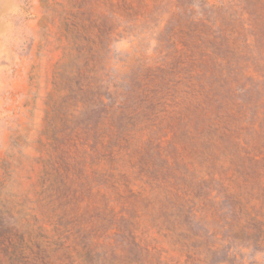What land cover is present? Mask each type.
<instances>
[{
	"label": "trees",
	"instance_id": "1",
	"mask_svg": "<svg viewBox=\"0 0 264 264\" xmlns=\"http://www.w3.org/2000/svg\"><path fill=\"white\" fill-rule=\"evenodd\" d=\"M60 6L44 1L43 29L60 22L73 60L53 82L34 182L15 190L2 164L0 264H180L159 238L183 264L242 259H212L224 235L195 228L208 217L263 250L264 0ZM122 40L131 51L109 66Z\"/></svg>",
	"mask_w": 264,
	"mask_h": 264
},
{
	"label": "rangeland",
	"instance_id": "2",
	"mask_svg": "<svg viewBox=\"0 0 264 264\" xmlns=\"http://www.w3.org/2000/svg\"><path fill=\"white\" fill-rule=\"evenodd\" d=\"M45 0H0V173L4 161L9 162L15 190L24 191L36 179L40 165L37 158L43 156L41 142L45 141L43 131L49 111V103L55 100L58 92L54 81H59L63 63L73 60L72 53L63 47L60 22L46 25L44 15ZM62 0H48L49 9L59 11ZM109 66L120 67L126 52L131 51L130 43L118 41L112 46ZM28 177V178H27ZM217 207H222L218 205ZM195 228H201L210 243L223 236L218 254L222 257L233 249L246 253L244 264L256 261L264 264V249L242 248L238 242L228 238L226 229L220 228L215 218H203ZM211 235L212 232L219 233ZM151 236L156 237L155 234ZM162 242L160 246L168 250L167 256L178 258L183 264L185 257L170 250ZM236 245H240L237 248ZM234 253V252H232Z\"/></svg>",
	"mask_w": 264,
	"mask_h": 264
}]
</instances>
